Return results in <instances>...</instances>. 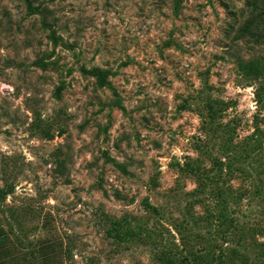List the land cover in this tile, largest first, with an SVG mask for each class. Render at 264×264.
I'll list each match as a JSON object with an SVG mask.
<instances>
[{"label": "rangeland", "instance_id": "obj_1", "mask_svg": "<svg viewBox=\"0 0 264 264\" xmlns=\"http://www.w3.org/2000/svg\"><path fill=\"white\" fill-rule=\"evenodd\" d=\"M30 3L0 0V264H264L263 0Z\"/></svg>", "mask_w": 264, "mask_h": 264}, {"label": "trees", "instance_id": "obj_2", "mask_svg": "<svg viewBox=\"0 0 264 264\" xmlns=\"http://www.w3.org/2000/svg\"><path fill=\"white\" fill-rule=\"evenodd\" d=\"M18 1L24 3V5L26 6V8L28 10L31 9L30 0H18ZM263 2H264V0H263ZM96 73H98V72H96ZM4 197H5V193L2 190H0V201L3 200ZM152 212L156 213L155 209H152ZM127 236L132 237L133 233L128 232ZM170 255L173 257L171 258ZM186 262L189 263L185 257H181V259L177 260L176 254L169 252L168 249H165L164 254H162V260H161L162 264H186ZM192 264H230V262L226 263L221 259L216 260L210 251L208 256H206L205 258H203L199 261L194 260V261H192Z\"/></svg>", "mask_w": 264, "mask_h": 264}]
</instances>
